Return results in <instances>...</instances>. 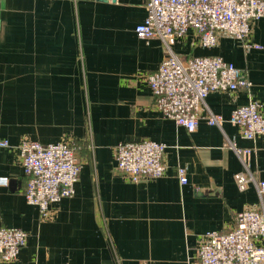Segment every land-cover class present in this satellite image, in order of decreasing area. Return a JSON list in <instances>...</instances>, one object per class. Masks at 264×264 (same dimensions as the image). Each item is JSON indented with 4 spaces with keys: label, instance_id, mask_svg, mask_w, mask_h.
Returning a JSON list of instances; mask_svg holds the SVG:
<instances>
[{
    "label": "crops",
    "instance_id": "0c3cea01",
    "mask_svg": "<svg viewBox=\"0 0 264 264\" xmlns=\"http://www.w3.org/2000/svg\"><path fill=\"white\" fill-rule=\"evenodd\" d=\"M145 16V0H0V137L9 143L0 149V228L26 234L17 257L0 264H190L204 234L259 205L256 184L241 190L234 176L264 180V135L248 139L206 118L226 119L249 99L264 116V17L246 38L258 48L225 34L204 47L192 29L171 45L182 61L221 57L251 82L209 93L189 132L161 114L145 80L166 55L159 39L136 37ZM23 139L72 143L80 163L74 193L46 216L24 195ZM142 139L165 144L167 169L133 182L117 170L115 148Z\"/></svg>",
    "mask_w": 264,
    "mask_h": 264
},
{
    "label": "built area",
    "instance_id": "2783aa9c",
    "mask_svg": "<svg viewBox=\"0 0 264 264\" xmlns=\"http://www.w3.org/2000/svg\"><path fill=\"white\" fill-rule=\"evenodd\" d=\"M118 2L120 0H111ZM145 19L134 27L143 41L159 39L166 55L157 70L145 80L161 114L184 126L189 132L196 127L197 112L205 97L215 91H236L251 85L245 72L218 56H195L180 60L171 50L177 38L192 29L197 41L212 47L220 34H225L246 49L256 44L246 42L250 24L264 17V0H145ZM223 121L239 127L241 134L254 139L264 135V116L256 100L234 108L228 118L210 115L209 125ZM0 137V149L8 147ZM237 156L248 148L232 146ZM19 152L27 176L24 195L47 215L49 205L74 193L80 163L72 143L42 144L21 140ZM165 144L150 139L120 143L115 148L116 168L133 182L163 177ZM179 182H187L186 169L176 167ZM239 189L249 182L256 184L260 203L238 212L232 226L224 232H207L201 237L190 264H264V180L255 181L249 172L235 174ZM26 234L18 228H0V260L12 261L25 245Z\"/></svg>",
    "mask_w": 264,
    "mask_h": 264
}]
</instances>
